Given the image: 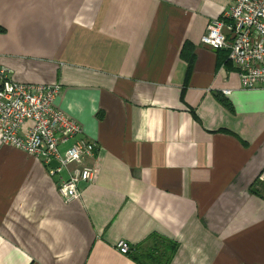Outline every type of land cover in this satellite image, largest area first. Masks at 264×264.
I'll return each instance as SVG.
<instances>
[{
	"label": "crops",
	"instance_id": "0c3cea01",
	"mask_svg": "<svg viewBox=\"0 0 264 264\" xmlns=\"http://www.w3.org/2000/svg\"><path fill=\"white\" fill-rule=\"evenodd\" d=\"M230 4L0 0V68L57 86L54 108L96 144L95 180L69 202L44 163L0 145V264H135L115 245L150 235L178 245L170 264H264V198L250 191L264 180V88L242 89L227 51L200 44Z\"/></svg>",
	"mask_w": 264,
	"mask_h": 264
},
{
	"label": "built area",
	"instance_id": "2783aa9c",
	"mask_svg": "<svg viewBox=\"0 0 264 264\" xmlns=\"http://www.w3.org/2000/svg\"><path fill=\"white\" fill-rule=\"evenodd\" d=\"M200 44L227 51L242 89L264 88V0H231L222 17L207 24ZM58 91L55 85L19 84L0 68V145L44 163L48 173L58 178L60 197L69 202L80 197L81 184L95 180V167L85 161L94 158L96 144L79 138L80 127L54 108ZM66 142L70 145L60 153L59 146ZM52 161L55 167L49 166ZM129 248L123 241L115 245L123 255Z\"/></svg>",
	"mask_w": 264,
	"mask_h": 264
},
{
	"label": "trees",
	"instance_id": "16d2710c",
	"mask_svg": "<svg viewBox=\"0 0 264 264\" xmlns=\"http://www.w3.org/2000/svg\"><path fill=\"white\" fill-rule=\"evenodd\" d=\"M4 31L0 29V33ZM191 47L184 44L180 52V57L187 61V72L184 78L185 88L189 77L192 56L190 54ZM189 56V58L187 57ZM228 62V61H227ZM252 194L264 198V180L256 181L250 188ZM178 245L158 235L148 236L142 243L130 246L127 256L135 264H170L177 250Z\"/></svg>",
	"mask_w": 264,
	"mask_h": 264
},
{
	"label": "water",
	"instance_id": "95a60500",
	"mask_svg": "<svg viewBox=\"0 0 264 264\" xmlns=\"http://www.w3.org/2000/svg\"><path fill=\"white\" fill-rule=\"evenodd\" d=\"M49 166H50V167H55V166H56V162H54V161L50 162V163H49Z\"/></svg>",
	"mask_w": 264,
	"mask_h": 264
}]
</instances>
